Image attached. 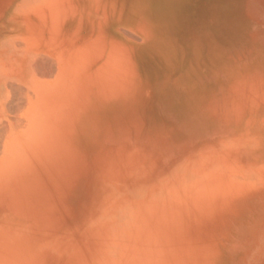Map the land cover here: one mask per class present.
Returning <instances> with one entry per match:
<instances>
[{
    "label": "bare ground",
    "instance_id": "6f19581e",
    "mask_svg": "<svg viewBox=\"0 0 264 264\" xmlns=\"http://www.w3.org/2000/svg\"><path fill=\"white\" fill-rule=\"evenodd\" d=\"M7 2L0 264H264V113L228 118L150 179L160 157L147 163L142 126L119 115L145 95L140 63L165 49L146 2Z\"/></svg>",
    "mask_w": 264,
    "mask_h": 264
},
{
    "label": "rangeland",
    "instance_id": "374dc122",
    "mask_svg": "<svg viewBox=\"0 0 264 264\" xmlns=\"http://www.w3.org/2000/svg\"><path fill=\"white\" fill-rule=\"evenodd\" d=\"M6 1L0 0V23ZM144 1L149 19L159 26L156 36L162 38L167 57L158 50L140 63L145 95L119 115L142 126L138 141L147 148L145 155L157 152L160 157L150 175L155 179L167 168L166 161L183 159L226 134L234 125L228 118L244 113L251 122V112L264 113V0ZM19 20L12 26L14 33L23 27Z\"/></svg>",
    "mask_w": 264,
    "mask_h": 264
}]
</instances>
